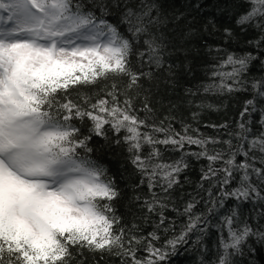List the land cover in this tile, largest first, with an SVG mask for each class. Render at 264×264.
I'll return each mask as SVG.
<instances>
[{"label": "snow or ice", "instance_id": "6c2138e0", "mask_svg": "<svg viewBox=\"0 0 264 264\" xmlns=\"http://www.w3.org/2000/svg\"><path fill=\"white\" fill-rule=\"evenodd\" d=\"M206 11V0H0V264H191L193 249L199 264H264V0ZM241 34L245 48L229 51ZM198 42L213 59L183 89L191 119L223 106L203 97L246 94L234 124L207 125L214 136L177 130L171 102L158 115ZM113 145L151 193L132 197L142 222L157 217L146 235L117 214L124 193L100 163ZM199 161L200 191L178 206Z\"/></svg>", "mask_w": 264, "mask_h": 264}, {"label": "trees", "instance_id": "16d2710c", "mask_svg": "<svg viewBox=\"0 0 264 264\" xmlns=\"http://www.w3.org/2000/svg\"><path fill=\"white\" fill-rule=\"evenodd\" d=\"M174 2L177 8H181L185 3V0H174ZM214 2L215 0H206L207 11L201 14L202 18L204 15L211 13ZM202 18L199 23L203 22ZM217 19L221 20L224 25L231 24L233 27H235L234 18L225 20L222 17H217ZM254 36L255 33L253 32L247 33V38H253ZM245 38V35L241 34L236 42H233L230 46H228V50H243L245 48ZM203 39L206 40L208 44L213 46L220 42L219 36H204ZM197 40L199 41V38H197ZM212 59V56L207 54V49L200 47L198 42L197 54L194 58H192V73L185 74L182 70L177 69L179 84L177 85L176 91L173 92L171 89H169L167 96L158 97V99L163 100V107H160L158 110V115L161 117L168 114L167 109L169 107V102L176 105V108L173 110L172 114L176 117V120L173 123L177 130L180 128V122L184 121L186 123L192 124L193 128L198 127L200 132L208 136H214L217 135L216 130L208 127L207 125L220 124L224 122L232 125L236 120L239 119V112L241 111L242 103L246 98V94L243 93L234 94L231 96L225 95L220 97H203L205 103H211L214 105L222 104L223 106L219 111H213L206 108L201 109L198 121H193L191 119V113L195 110V108L193 105H190L185 101L183 89L197 86L205 80L206 68L212 63ZM253 71L255 72L256 70L253 69ZM195 102L200 103V98H195ZM94 140H98L101 143L103 142L100 138L94 137ZM106 152L107 154L103 156L100 163L104 164L111 174L117 176V183L124 193L123 198L116 204L117 214L123 217L122 222L126 225H131L132 223L141 224L143 229L142 234L146 235L148 232L153 230L154 224L157 222V217L152 215L149 218L150 222H142L140 203L133 201L132 197L133 195H140L143 199H150L151 193L149 192L146 184L141 185L139 188L135 187L140 180V176L134 172L130 163L124 162V156L126 154L123 153L119 147L113 145L111 149H106ZM165 156L174 158L178 156V153H165ZM118 162L123 163V167H120V163ZM204 163V161L193 163L192 168H190L186 173L188 182L185 183L184 177H181L182 185L176 188L172 193V200L178 206H182L184 202L191 198L189 194L196 195V193L200 191L197 185L200 181V167ZM156 191L159 192V189H156ZM201 195L205 194L201 193ZM165 215L168 216L169 219H175L177 224H179V222L183 219L182 217H177L176 213L172 212L171 210L165 212ZM215 231V229H212L211 235L206 238V242L210 246L215 243ZM163 235L164 234L161 232L162 238ZM213 236L214 239L212 240ZM189 259L191 264H199L200 253L196 249H193L190 253ZM108 264H119V261L117 258L113 257L108 260Z\"/></svg>", "mask_w": 264, "mask_h": 264}, {"label": "bare ground", "instance_id": "6f19581e", "mask_svg": "<svg viewBox=\"0 0 264 264\" xmlns=\"http://www.w3.org/2000/svg\"><path fill=\"white\" fill-rule=\"evenodd\" d=\"M215 234H216V231H215ZM214 239V236H213V238H212V240ZM212 240H210V241H212Z\"/></svg>", "mask_w": 264, "mask_h": 264}]
</instances>
